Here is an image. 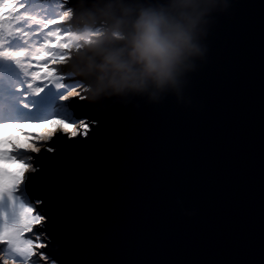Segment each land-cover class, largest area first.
<instances>
[{
  "label": "water",
  "instance_id": "obj_1",
  "mask_svg": "<svg viewBox=\"0 0 264 264\" xmlns=\"http://www.w3.org/2000/svg\"><path fill=\"white\" fill-rule=\"evenodd\" d=\"M49 1H62L63 25H93L91 44L115 48L113 31L169 5ZM206 7L199 55L163 91L94 97V78L76 74L87 45L61 66L84 86L73 104L90 131L28 187L47 217L43 264H264V0Z\"/></svg>",
  "mask_w": 264,
  "mask_h": 264
},
{
  "label": "snow or ice",
  "instance_id": "obj_2",
  "mask_svg": "<svg viewBox=\"0 0 264 264\" xmlns=\"http://www.w3.org/2000/svg\"><path fill=\"white\" fill-rule=\"evenodd\" d=\"M63 7L53 11L49 0H0V133L15 126L26 138L23 146L11 143L7 135L0 138V164L20 166L15 174L0 168V264L48 261L38 251L47 247L44 233L34 231L47 217L36 210L28 187L44 179L38 175L42 169L55 170L65 148L75 147V138H86L90 131L73 104L84 100L81 83L60 70L62 58L69 54L63 45L70 38L66 29L54 27L65 23L66 10H58ZM25 125H39L41 132H25ZM61 139L63 146H57ZM6 143H11L9 150ZM42 150L56 156L44 157L41 165L36 157Z\"/></svg>",
  "mask_w": 264,
  "mask_h": 264
},
{
  "label": "clouds",
  "instance_id": "obj_3",
  "mask_svg": "<svg viewBox=\"0 0 264 264\" xmlns=\"http://www.w3.org/2000/svg\"><path fill=\"white\" fill-rule=\"evenodd\" d=\"M208 3L209 0H169L165 11H142L127 33H111V41L120 43L119 48L111 43L85 41L89 59L76 74L94 78V97L150 94L172 87L189 61L199 55L197 36ZM63 48L69 54L61 63L68 68L71 51L79 49L71 38ZM65 75L69 76L66 72Z\"/></svg>",
  "mask_w": 264,
  "mask_h": 264
},
{
  "label": "rangeland",
  "instance_id": "obj_4",
  "mask_svg": "<svg viewBox=\"0 0 264 264\" xmlns=\"http://www.w3.org/2000/svg\"><path fill=\"white\" fill-rule=\"evenodd\" d=\"M49 2H50L51 6L53 8V11L57 10V8H56L57 5L63 4L62 1H49ZM58 10L59 11H65V8L63 7L62 9H58ZM63 16H64V19H65V22H70V19H69L68 15H67L66 11L63 13ZM54 27H60L62 29H66V32L69 34V37L73 40V42L75 44V47L77 49H82L85 46L84 41H88L90 43L94 42L93 25L88 26L85 30L73 28V27H70V26L63 25V24H60V25H57V26H54ZM73 51H75V50H73ZM73 51H71V52H73ZM60 70H61V68H60ZM66 73L69 74V77L73 78V75L70 72H66ZM81 87H84V86L81 84ZM14 128H15V126H9L6 129H4L3 133H0V138H3L4 135H7L8 139L11 141V143H16V144L23 145L25 143L26 138L23 135H21L18 131H15ZM24 131L25 132H31V133H40L41 132V128H40L39 125H37L35 127H33L32 125H25L24 126ZM13 134L20 135V136H18V137H20L18 141L12 140V139H14V137L10 138L11 135H13ZM11 143L9 144V147H7L6 150L10 149ZM11 164L12 163H5L6 166L0 165V168L5 169L6 172H8L9 174L17 173L20 166L19 165L16 166L15 164L11 165ZM7 165H11V167H8ZM31 201L33 203V200H31ZM34 231H37V229L35 228ZM25 235L29 236L31 234L30 233H25ZM42 241H43V239H42ZM40 250H42V249H39L38 251H40ZM33 259L34 260H38L39 258L38 257H33ZM42 261L43 260H40L39 264H43Z\"/></svg>",
  "mask_w": 264,
  "mask_h": 264
},
{
  "label": "bare ground",
  "instance_id": "obj_5",
  "mask_svg": "<svg viewBox=\"0 0 264 264\" xmlns=\"http://www.w3.org/2000/svg\"><path fill=\"white\" fill-rule=\"evenodd\" d=\"M18 136H20V135H18V134H13V135H11V137L10 138H13L14 137V139H12V140H15V141H18L19 140V138L20 137H18ZM21 140V139H20ZM9 144L10 143H6L5 144V149H7V147H9ZM0 165H3V166H6L5 164H0ZM11 165H14V163H12ZM11 165H7L8 167H11ZM16 166L18 165V164H15ZM15 166V167H16ZM17 168V167H16Z\"/></svg>",
  "mask_w": 264,
  "mask_h": 264
}]
</instances>
